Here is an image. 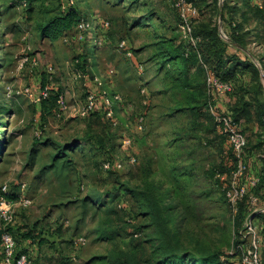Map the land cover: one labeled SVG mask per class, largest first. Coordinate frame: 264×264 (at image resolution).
Segmentation results:
<instances>
[{"label": "rangeland", "instance_id": "1", "mask_svg": "<svg viewBox=\"0 0 264 264\" xmlns=\"http://www.w3.org/2000/svg\"><path fill=\"white\" fill-rule=\"evenodd\" d=\"M73 1L85 26L52 40L36 31L37 10L29 18L18 0H0V56L8 57L0 68V185L8 184L12 215L9 222L0 216V234L11 232L18 250L30 252L31 264H65L71 256L75 264L180 259L184 264H223L220 255L234 252L235 241L244 244V222L251 213L243 214V206L235 212L223 194L233 157L211 117V111L234 114L236 98L219 96L218 110L211 104L208 110L205 74L199 65H190L202 93L200 106L193 113L174 110L184 95L174 87L172 66L160 63V43H194L191 31L178 27L180 35L176 33L175 0ZM188 1L198 10L191 20L197 33L209 26L227 39L235 23L243 48L230 42L226 56L239 67L246 62L240 57L262 65L264 100V0ZM59 4L65 6L66 0ZM123 39L131 57L118 47ZM76 58L83 72L76 69ZM42 75L52 93L44 106L34 100ZM248 79L246 75V83ZM143 86L146 94L140 92ZM90 90L119 96L113 105L116 124L101 111L82 113ZM55 93L63 95L64 109L56 104ZM13 95L18 97L11 108L3 106L4 97ZM244 116L237 119L248 140L246 160L255 166L258 155L264 156V132L258 134L255 121ZM124 137L131 139L129 146L121 144ZM59 145L66 147V155L50 167ZM130 156L135 162L128 164ZM105 160L112 165L108 170L102 166ZM118 160L123 168L113 167ZM91 193H99L103 204L92 203ZM144 194L152 196L160 218L147 214ZM21 196L30 203L22 205ZM100 229L112 237L98 238ZM78 236L85 242L73 246ZM38 239H43L40 244Z\"/></svg>", "mask_w": 264, "mask_h": 264}, {"label": "trees", "instance_id": "2", "mask_svg": "<svg viewBox=\"0 0 264 264\" xmlns=\"http://www.w3.org/2000/svg\"><path fill=\"white\" fill-rule=\"evenodd\" d=\"M18 2L20 3V5L24 6L27 12V16L29 18H31V14L33 13V11L37 10L38 16L34 23L35 29L38 32L39 36L43 38L56 40L61 35H64L67 32L74 30L82 22L85 23V18L82 16L81 11H79L76 7H74L73 3L71 4L69 0H66L65 6L60 5L59 0H18ZM188 2H192V1H188ZM222 6L224 8V2ZM197 14H198V10L196 15ZM220 18H221V22L225 23V20L227 18L223 15V11L220 13ZM179 23H180V16H179ZM231 26H233V29L231 28L228 30L229 33L227 35V39H225L220 35V32L216 28H210L209 26L205 27L204 30H202L200 33H197L194 30V24H193L191 35L194 39V43H192V41L188 39L190 43L188 42L187 45L186 44L181 45L180 46L181 49H180V47L175 46L172 43V41L169 40L164 41L163 44L161 42L160 43L161 51L159 53V55H161V57H159L160 63L162 66H168V65L172 66L173 71H171V73L169 74L173 76V80L175 82L174 87L180 88V90L183 92L184 95L183 104L181 105V107L177 106V108H175L174 110L189 111L190 113L196 112L198 110L200 106L199 97L201 96L202 93L199 89L200 87L199 83L194 78L196 73H193L191 75L189 73V66L199 65L205 74L204 93L206 92L205 100H207L208 103V110L210 104L212 106L215 105V108L218 110V105H216L217 98L219 96H223L224 94L230 93L236 98V101L233 103V111L235 115L232 113L231 117L233 116L232 119L239 127V130L244 134L243 130L240 127L237 117L239 116L242 117L245 115L244 117L247 120L255 121V127L257 128L259 134L264 132V100L261 98V95L263 93V83L260 72V68L263 69V67L261 64H259L258 67L256 62L255 64L252 61L248 62L249 59L247 57H240L242 61H246L245 63H241L242 66L240 67L238 66L239 62H235L234 64L231 63L233 62V59H229L226 56V52H227L226 46L231 42L234 45L243 48L240 39H238L237 30L234 28L235 23L232 22ZM91 27H94V24H92L90 28ZM178 27L179 25L177 24L176 33L180 35V31ZM1 39H2V35L0 32V40ZM201 44H204L203 47L204 51L201 49ZM7 60H8L7 55L3 53L0 56V68H2L5 65V61ZM75 62H76V69L78 71L81 70L83 72V70L77 66L79 63H82V61L79 58H76ZM166 71L169 72L168 69ZM246 75L249 76L247 83L245 82ZM208 78L211 79L216 78L220 82L229 85L230 90L225 93H218L208 82ZM45 86L46 85L44 82V76L42 75L40 80V87H41L40 91ZM167 86H169L172 90H174L171 84H168ZM143 87L145 88V86ZM197 90L199 92H197ZM39 95L40 92L36 97H39ZM51 95L52 93L49 91V96L46 99L38 100L40 101L41 106L45 105L44 101L49 100ZM53 95L55 97V102H56V98L60 94L55 93ZM13 97L5 96L2 105L3 106L8 105L10 106L9 108H11L13 101L16 100L18 96L13 95ZM250 108L254 109L253 113H251L252 109ZM95 111H101V110H95ZM211 117L214 120L217 130L219 131L218 125L214 119L213 114ZM221 135L226 138L225 135L223 134ZM245 140H246V144L244 147V156L246 160L245 151L248 147L247 146L248 140L246 136H245ZM259 145L256 143L255 148L260 149L262 145L261 146ZM65 148H66L65 146H61V145L56 147V151L51 156V162L49 165L50 167L56 163V160L58 158L65 157L66 155ZM232 157H233V161H232V165H233L232 168H233L235 164V157L233 155V152H232ZM258 161H259V165L256 164L255 162V166H249L246 160L247 170L245 172L244 178L242 179V182L245 183L246 185V191L245 194L242 195V197H240L239 200H237L235 204V208L233 209L235 212L239 211L241 206H243V208L241 209L243 210L242 211L243 214L247 211H250L252 208L250 204L251 196L257 197L260 202H264V156L258 155ZM255 175L256 177H258L256 184L249 185L248 177L249 176L255 177ZM222 188H223V194L225 195V197H227L226 188L223 186ZM8 197L10 198V196ZM144 197L147 203V214H152L155 218H160L158 207L155 201H153L152 196L149 194H144ZM90 200H92L91 201L92 203H97L99 205L103 204L104 202L102 200V196L99 193H91ZM118 205L119 204L117 203L116 207H119ZM258 216L262 221V224H260L262 225L260 232L262 233V235H264V219L261 215ZM97 237L103 239H109L112 237V235H109L106 233L105 230L100 229L98 230ZM42 240L43 239H38L37 243L40 244ZM237 243L238 241H235V245H237ZM237 254L238 253L236 252L233 254L223 253L222 255L219 256L218 259L223 264H237V260L235 259ZM262 256L264 263V247L262 250ZM68 262L69 259L65 264H68ZM163 264H184V261L180 259V261L172 263L171 261L165 260L163 261ZM201 264H205V263H201Z\"/></svg>", "mask_w": 264, "mask_h": 264}, {"label": "built area", "instance_id": "3", "mask_svg": "<svg viewBox=\"0 0 264 264\" xmlns=\"http://www.w3.org/2000/svg\"><path fill=\"white\" fill-rule=\"evenodd\" d=\"M72 4L73 0H69ZM175 6L179 11L180 24L179 27L183 33H190L191 31V20L196 15L197 9L195 6L186 0H175ZM107 23H105L106 25ZM85 26V23H81L78 27ZM87 25V24H86ZM118 47L125 50V54L131 57V51L127 47V42L123 39L119 41ZM138 74H140L143 69L139 65L137 67ZM78 76H80L78 74ZM97 84L101 81L95 77ZM208 82L218 93H225L230 90L229 85L220 82L216 78H208ZM26 93L31 97L32 93L25 89ZM140 92L146 94V89L142 87ZM49 96V88L47 85L40 91L39 97H35L34 100L46 99ZM119 100L118 95L109 96L104 91L98 93L94 90L86 92L84 102L82 105V113L92 112L95 110H101L104 117L111 121V124H116L115 112H114V102ZM56 104L58 107L65 108V100L63 95H58L56 98ZM214 119L218 125L219 132L226 136L233 155L235 157V164L229 175V185L223 187L226 188V196L231 204L232 208H235L237 200H239L242 195L245 194L246 185L242 182L247 170V162L244 156V147L246 144L244 134L239 130V127L232 119L231 116L223 113H216L211 111ZM142 116L138 118V129H142ZM38 135V133H36ZM131 139L129 137H124L121 141L123 146H129ZM135 162V157H129L127 163ZM103 168L108 170L111 168L110 161H104L102 164ZM113 167L116 169L123 168V163L121 161H115ZM258 178L251 176L248 178L249 185L256 184ZM25 187V183H21L20 189ZM9 187L7 183L0 185V216L5 221L9 222L12 219V215L9 211V206L11 204L9 200ZM20 198V197H19ZM22 205H28L30 200L24 196L19 199ZM251 213L248 215L244 222L243 236L245 238L244 244L238 243L236 245V250L230 251L229 254L238 253L236 256L237 264H264L262 250L264 247V238L261 235V226L257 221V216L261 215L264 219V202H260L257 197H250ZM1 249H0V264H31V255L28 250H18L15 238L9 231H2L0 234ZM85 238L78 236L72 239L73 246H80L84 244ZM68 264H75L76 258L71 256L68 258Z\"/></svg>", "mask_w": 264, "mask_h": 264}, {"label": "crops", "instance_id": "4", "mask_svg": "<svg viewBox=\"0 0 264 264\" xmlns=\"http://www.w3.org/2000/svg\"><path fill=\"white\" fill-rule=\"evenodd\" d=\"M256 160V159H255ZM256 163L259 165V161L257 160L256 161ZM256 176V175H255ZM249 177H251V176H249ZM248 177V178H249ZM258 178V177H257ZM257 221L260 223V224H262V221L260 220V217L259 216H257Z\"/></svg>", "mask_w": 264, "mask_h": 264}]
</instances>
